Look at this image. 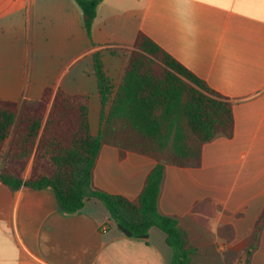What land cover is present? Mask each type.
Masks as SVG:
<instances>
[{"label": "crops", "instance_id": "0c3cea01", "mask_svg": "<svg viewBox=\"0 0 264 264\" xmlns=\"http://www.w3.org/2000/svg\"><path fill=\"white\" fill-rule=\"evenodd\" d=\"M140 32L233 106V137L203 144L199 165L179 168L161 160L158 210L175 218L198 249L192 264H241L264 210V0H104L90 53L102 50L103 63L107 55L124 58L120 71L104 64L112 94ZM114 72L116 81L109 77ZM158 163L104 145L93 189L137 203ZM257 183L260 191L239 197ZM258 198L257 214L250 217L249 203ZM171 258L163 232L129 236L95 199L67 215L51 189L13 192L0 183V264H170ZM249 264H264V226Z\"/></svg>", "mask_w": 264, "mask_h": 264}, {"label": "trees", "instance_id": "16d2710c", "mask_svg": "<svg viewBox=\"0 0 264 264\" xmlns=\"http://www.w3.org/2000/svg\"><path fill=\"white\" fill-rule=\"evenodd\" d=\"M74 1L95 46L93 24L104 0ZM93 59L101 100L97 135L91 129L89 95L46 88L35 103L0 98V183L13 192L22 187L51 189L67 215L95 199L114 223L135 237L148 235L152 228L163 232L172 250L170 264H192L198 249L175 218L158 210L165 176L161 160L169 156V162L179 168L199 165L203 144L219 136L233 137V106L143 32L135 40L114 94L104 70L103 51H95ZM104 145L159 161L137 203L93 189V173ZM263 226L264 210L241 264H249Z\"/></svg>", "mask_w": 264, "mask_h": 264}, {"label": "rangeland", "instance_id": "374dc122", "mask_svg": "<svg viewBox=\"0 0 264 264\" xmlns=\"http://www.w3.org/2000/svg\"><path fill=\"white\" fill-rule=\"evenodd\" d=\"M92 48L82 11L74 0H0V97L35 103L46 88L89 95L96 133L101 102ZM124 61L122 56L104 58L109 71H120ZM113 75L109 74L112 80L119 79ZM259 185L246 188L239 197H251L260 191ZM260 200L249 203L250 217L257 214Z\"/></svg>", "mask_w": 264, "mask_h": 264}, {"label": "water", "instance_id": "95a60500", "mask_svg": "<svg viewBox=\"0 0 264 264\" xmlns=\"http://www.w3.org/2000/svg\"><path fill=\"white\" fill-rule=\"evenodd\" d=\"M119 228L127 235L132 236L133 233L131 231H129L128 229H126L124 226L119 225ZM142 237H148V235H143Z\"/></svg>", "mask_w": 264, "mask_h": 264}]
</instances>
